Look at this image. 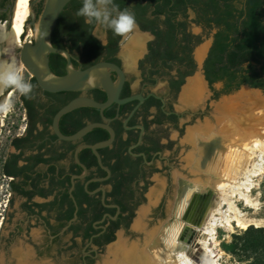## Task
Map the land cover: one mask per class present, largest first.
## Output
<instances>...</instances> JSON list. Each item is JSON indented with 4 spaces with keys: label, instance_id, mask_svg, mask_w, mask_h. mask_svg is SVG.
<instances>
[{
    "label": "flooded vegetation",
    "instance_id": "1",
    "mask_svg": "<svg viewBox=\"0 0 264 264\" xmlns=\"http://www.w3.org/2000/svg\"><path fill=\"white\" fill-rule=\"evenodd\" d=\"M14 1L0 0L1 22L8 21ZM239 1L244 8L247 0H114L121 10L135 14L137 27L123 37L103 27V40L95 35L98 25L76 15L82 0L67 4L56 26L59 48L71 54L77 70L99 62L118 66L123 76L120 99L132 100L113 103L103 113L80 107L59 120L64 136L95 123L113 130L112 144L97 150L100 162L89 146L109 140L108 129L93 128L67 141L57 135L53 120L70 101L87 97L107 102V92L50 93L27 70L23 73L35 85L31 98L19 95L15 120L0 113V264H62L64 253L69 264H94L112 243L107 240L126 231L141 210L146 212L140 232L158 218L167 219L153 229L159 237L185 200L181 221L201 218L202 204L192 195L210 187L206 173L222 150L217 100L251 87L240 85L243 76L251 75L248 61L230 68L232 81L224 78L227 58L219 44L228 38L237 51L244 36L237 19H223L224 12L239 11ZM43 8L44 0H33L35 13ZM28 25L33 26L32 18ZM72 29L97 39L103 57L95 61L87 56L83 42L75 43L65 33ZM49 64L54 75L66 74L65 57L51 54ZM110 77L114 84L120 81L116 71ZM196 82L202 84L198 91ZM188 88L198 100L181 101ZM214 197L209 201L215 203ZM177 245L178 240L174 255L186 248L178 250Z\"/></svg>",
    "mask_w": 264,
    "mask_h": 264
},
{
    "label": "bare ground",
    "instance_id": "2",
    "mask_svg": "<svg viewBox=\"0 0 264 264\" xmlns=\"http://www.w3.org/2000/svg\"><path fill=\"white\" fill-rule=\"evenodd\" d=\"M30 1L16 0L15 3L10 31L7 32L15 47L24 32L25 22L30 17ZM3 27L6 29L4 22ZM32 34L35 37L33 30ZM201 85L196 82L194 90L199 89ZM193 88L183 91L181 101L187 103L198 100L197 94H193ZM222 103L217 104L215 108L217 122L220 124L218 134L222 150L206 173L216 202L190 246L194 252L200 248L203 254L200 262L188 256L186 249L176 255L173 254L183 228L180 217L187 203L185 200L177 209L175 221L164 233H160V237L155 230L149 232L148 238L151 239L146 243V248L140 249L139 245L127 246L119 235L118 241L108 247V256L104 264H215L213 243L217 229L222 226L229 230L234 226L246 229L252 224L254 220L244 219L237 199L243 201L246 206L253 207L249 194L255 186V177L264 172V98L259 92L247 89L228 100H223ZM247 103L249 107L243 108V104ZM255 108L261 111L258 118L250 117L254 115ZM250 118L252 120L247 121ZM145 212L141 210L134 221L133 228L137 231L142 228ZM201 233L204 234L203 237H200Z\"/></svg>",
    "mask_w": 264,
    "mask_h": 264
},
{
    "label": "water",
    "instance_id": "3",
    "mask_svg": "<svg viewBox=\"0 0 264 264\" xmlns=\"http://www.w3.org/2000/svg\"><path fill=\"white\" fill-rule=\"evenodd\" d=\"M72 0H44V8L40 15L33 11V0L30 1V17L32 18L35 37L33 41H24L22 46L19 47V61L24 65L25 69L36 79L42 90L50 93L59 92H84L92 89L103 88L108 94L107 102H98L94 99L87 97H78L70 101L62 109L58 111L53 120L54 129L57 135L67 141H73L82 138L93 128H106L108 129L112 137L104 142H100L94 146H89L92 148L97 157H100L97 152L98 149L107 147L112 144L114 139V132L107 125L101 123L90 124L82 128L79 132L72 136H64L61 134L58 123L61 117L77 108L80 107H90L103 113V111L113 103L123 104L132 99H120V91L123 84L122 72L118 66L107 63L99 62L84 70L74 69L71 63V54L64 49L56 48L52 44V36L56 29L58 20L64 8ZM16 0L12 6V11L6 24V30L9 33L12 17L14 12ZM51 54L61 55L67 59V71L64 76H56L53 74L49 64V56ZM110 71H116L120 75V81L118 84H114L110 77ZM243 88L257 91L264 97V92L258 88H251L244 86ZM238 92V91H237ZM234 92L229 95H223V100H228L235 95ZM217 104V103H216ZM81 149V148H80ZM79 149V150H80ZM78 150V151H79ZM101 162V161H100ZM214 193L210 187H204L200 192H196L192 195L193 199H196L203 207V214L198 221L189 219L188 217H182L184 222V227L182 233L178 239V250H181L184 246L186 247V254L190 256L196 262H200V257H202V252L200 248L196 252L192 251L191 247L194 238L196 237V228H201L207 220L212 207L215 206L213 201H209L213 198ZM76 216L72 221L76 220ZM69 223L68 226L72 223ZM68 226L66 228H68ZM204 234L201 233L200 237ZM177 250V251H178Z\"/></svg>",
    "mask_w": 264,
    "mask_h": 264
},
{
    "label": "rangeland",
    "instance_id": "4",
    "mask_svg": "<svg viewBox=\"0 0 264 264\" xmlns=\"http://www.w3.org/2000/svg\"><path fill=\"white\" fill-rule=\"evenodd\" d=\"M2 23L3 22L0 21V26H3ZM95 35L99 39L103 40L104 32L102 26L97 27V29L95 30ZM33 39L34 37L32 34V26L28 25L26 28L24 26V35L21 38V42L19 41L17 47L14 48V54L18 62H19V47L22 46V43L24 41L26 42L33 41ZM22 66L23 65L21 64V67ZM25 71L26 69L23 67L22 73H25ZM242 89H240L237 93H235L234 96H236ZM10 94L11 96L9 99L12 103V108L9 111H6L5 120L7 121H12L17 119L18 115L20 114V110H19L20 93L16 90H13L12 93L10 92ZM223 99L224 97L220 96L219 99L217 100V103L218 104L222 103ZM243 105H244L243 108L249 107L248 103ZM253 111H254V115H251L250 117L253 116L252 118H255L254 116H256V118H258L261 115L259 114L261 112L259 111V109L256 110L255 108ZM252 118L248 119L247 121H251ZM254 185H255L254 188L249 194L250 199L254 204L253 207L246 206L243 201L237 199V205L241 210L242 214L244 215V219L254 220V221H252V224L248 226L246 229H242L236 226H234L232 230H229L227 227H223V226L217 229L215 235V243H213L215 264H255L254 256L244 255L242 254L240 249L242 248V245L246 240H255L261 244H264V172L262 175L255 177ZM135 219L136 217L134 218L130 227L126 231L120 230L116 234L114 241L111 244H109L103 252L100 253L99 257L97 258L94 264H104L108 256L107 253L108 247L113 246L118 241L119 235L122 236L127 246H132L134 244V245H139V248L142 249L147 243V233L155 228H159L163 222L167 221V219L158 218L151 224L147 232H140L133 228ZM60 261L62 264H69L70 263L69 255L64 253L60 258Z\"/></svg>",
    "mask_w": 264,
    "mask_h": 264
},
{
    "label": "trees",
    "instance_id": "5",
    "mask_svg": "<svg viewBox=\"0 0 264 264\" xmlns=\"http://www.w3.org/2000/svg\"><path fill=\"white\" fill-rule=\"evenodd\" d=\"M225 1V0H224ZM240 9L237 13H232L230 10L223 13V19H237L244 27V36L239 38L237 51L233 48L232 40L229 43L228 38H222L219 43L222 56L227 58L224 63L223 71L224 78L232 81L234 77L230 72V68L235 64H242L245 61L249 62L248 70L251 72L249 77L243 76L240 85L248 84L252 88L264 90V0H247L245 7H242V1H239ZM25 28L29 24V17L25 22ZM3 25V23H2ZM75 43L83 42L86 49V55L93 58L95 61L100 60L104 55V49L97 39L90 37L87 34L79 35L75 30L65 32ZM24 32L21 36L23 37ZM20 38V42H21ZM52 44L54 47L60 46V29L56 27L53 36ZM55 56V55H52ZM112 235L107 242H113ZM244 255H253L255 264H264V244L255 240H246L240 249Z\"/></svg>",
    "mask_w": 264,
    "mask_h": 264
},
{
    "label": "clouds",
    "instance_id": "6",
    "mask_svg": "<svg viewBox=\"0 0 264 264\" xmlns=\"http://www.w3.org/2000/svg\"><path fill=\"white\" fill-rule=\"evenodd\" d=\"M76 15L83 17L86 24L102 26L121 37L137 27L135 14L128 8L121 10L114 0H82V6ZM14 48L15 45L9 38L7 30L0 26V96L14 88L21 95L31 98L35 85L25 79L21 64L14 54ZM11 108L12 103L7 97L0 101V113Z\"/></svg>",
    "mask_w": 264,
    "mask_h": 264
}]
</instances>
